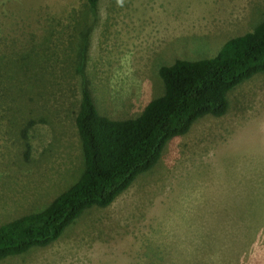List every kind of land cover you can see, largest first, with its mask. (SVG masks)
<instances>
[{
    "label": "rangeland",
    "instance_id": "1",
    "mask_svg": "<svg viewBox=\"0 0 264 264\" xmlns=\"http://www.w3.org/2000/svg\"><path fill=\"white\" fill-rule=\"evenodd\" d=\"M84 2L0 0V224L81 173L69 42ZM263 16L264 0H100L84 66L98 112L136 117L163 94L160 66L212 58ZM23 54L27 67L13 68ZM227 96L224 116L170 140L109 206L0 264H264V73Z\"/></svg>",
    "mask_w": 264,
    "mask_h": 264
},
{
    "label": "trees",
    "instance_id": "2",
    "mask_svg": "<svg viewBox=\"0 0 264 264\" xmlns=\"http://www.w3.org/2000/svg\"><path fill=\"white\" fill-rule=\"evenodd\" d=\"M99 2L85 0L80 20L70 27L72 66L80 78L74 125L81 145V173L40 211L0 224V262L31 248L51 245L85 210L109 206L138 175L157 165L170 140L187 134L201 118L224 116L229 92L264 73L263 16L250 32L226 40L212 58L176 59L160 66L157 73L163 94L148 101L136 117L111 119L101 115L84 74ZM27 56L23 54L13 68L27 67ZM1 67L3 82L7 72Z\"/></svg>",
    "mask_w": 264,
    "mask_h": 264
}]
</instances>
